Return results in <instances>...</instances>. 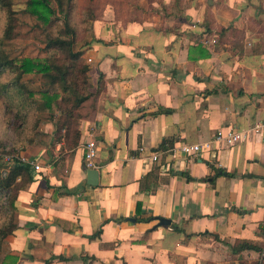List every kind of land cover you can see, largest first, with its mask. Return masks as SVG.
Returning <instances> with one entry per match:
<instances>
[{
  "label": "crops",
  "instance_id": "crops-1",
  "mask_svg": "<svg viewBox=\"0 0 264 264\" xmlns=\"http://www.w3.org/2000/svg\"><path fill=\"white\" fill-rule=\"evenodd\" d=\"M207 2L184 1L175 27V15L147 16L84 52L93 97L78 145L54 141L48 121V143L24 152L40 168L5 239L16 264H264V134L213 141L264 121V0ZM184 144L201 149L184 156Z\"/></svg>",
  "mask_w": 264,
  "mask_h": 264
},
{
  "label": "rangeland",
  "instance_id": "rangeland-1",
  "mask_svg": "<svg viewBox=\"0 0 264 264\" xmlns=\"http://www.w3.org/2000/svg\"><path fill=\"white\" fill-rule=\"evenodd\" d=\"M28 0H12L15 17L14 37L9 41L2 40L6 27V15L0 9V54L8 59L38 58L53 59L57 57L56 50L46 51L49 37L63 36L74 41V50L84 52L96 44H110L117 40V29L128 23H140L147 16L160 17V20H170L174 15L173 27L179 22V12L187 6L189 0H154L156 10L149 11V0H49L55 14L49 24H43L27 12ZM208 0H203L208 10ZM59 2H62L61 13ZM68 13V27L64 24V17ZM157 12V13H156ZM161 12V14H160ZM159 13V14H158ZM71 31L70 34L67 31ZM219 34V33H217ZM108 35L109 42L101 40ZM217 44L224 41L219 34L215 37ZM84 63L91 66L83 56ZM16 75L9 69L0 74V91L4 85L11 84ZM89 80V78H88ZM22 83L35 93L46 91L48 86L40 75L28 74L21 78ZM13 88L7 94H0V153L17 154L18 150L26 152L33 147L44 146L48 143L47 122L51 116L45 112L31 111L26 121L16 117L20 111V97ZM37 97V96H36ZM18 107V108H17ZM91 110V102L81 108V114L87 115ZM54 138V137H53ZM55 141V138L53 139ZM27 153V152H26ZM7 168L0 160V170ZM18 185V184H17ZM23 186V181L20 184ZM19 193L14 188L9 194L0 192V232L16 229ZM12 201H14L12 205ZM14 229V230H15ZM14 232V231H13ZM13 232L0 239V264H16L17 257L8 253L5 239Z\"/></svg>",
  "mask_w": 264,
  "mask_h": 264
},
{
  "label": "trees",
  "instance_id": "trees-1",
  "mask_svg": "<svg viewBox=\"0 0 264 264\" xmlns=\"http://www.w3.org/2000/svg\"><path fill=\"white\" fill-rule=\"evenodd\" d=\"M0 9L5 13L7 20L2 40L9 41L13 39L15 29L12 0H0ZM63 10L62 2H59V11L62 13ZM27 12L43 24H49L51 17L55 14L49 0H28ZM64 24L68 27L67 12ZM70 32L67 31L68 34ZM49 50H56L57 57L53 59H8L5 55L0 54V74L9 69L16 75L11 84L8 83L1 87L0 94L4 92L7 94L9 88H13L17 92L16 95L20 97V111L16 113V117L22 121H26L31 111L50 114L51 122L55 127V140L64 142L65 148L71 150L79 143V125L81 120L87 117V115L81 114V108L93 97L89 91V68L83 61L82 51L74 50L72 39L63 36L49 37L46 51ZM28 74L40 75V78L48 86L47 90L35 93L27 89L21 78ZM34 180L35 169L28 164L7 167L0 170V192L9 194L15 188L19 193ZM22 181L23 186L20 185ZM13 203L14 201H12V205ZM14 229L12 227L9 231L0 232V239L12 233ZM245 247L260 251L255 247L247 245Z\"/></svg>",
  "mask_w": 264,
  "mask_h": 264
},
{
  "label": "built area",
  "instance_id": "built-area-1",
  "mask_svg": "<svg viewBox=\"0 0 264 264\" xmlns=\"http://www.w3.org/2000/svg\"><path fill=\"white\" fill-rule=\"evenodd\" d=\"M204 43L205 44H215L216 40L214 38H211V39L205 40ZM87 62H91V59H87ZM250 132H253L255 134H264V121H257L248 131L231 130L223 134L218 133L213 137V141L222 146L230 147L232 145H235L239 142L244 141ZM208 146H209L208 144H205L206 148H208ZM200 149H201V145H198V144H192V145L184 144L180 146L178 150L182 155L188 156L194 153H198ZM140 151H142V149H140ZM17 152L19 153L17 154L0 153V160L7 167H11L16 164H28L31 167H33L35 170H39L40 168L39 165L35 164L32 159L27 157L22 150L20 151L18 150ZM96 156H97L96 142L93 140H90L84 146V167L85 169H89V170L99 169V165L96 162ZM156 159H157V155L153 154L152 160L155 161ZM259 253H260L259 260H264V240H263V247Z\"/></svg>",
  "mask_w": 264,
  "mask_h": 264
},
{
  "label": "water",
  "instance_id": "water-1",
  "mask_svg": "<svg viewBox=\"0 0 264 264\" xmlns=\"http://www.w3.org/2000/svg\"><path fill=\"white\" fill-rule=\"evenodd\" d=\"M97 177H98V172L96 170H87L86 171V178L88 181L89 185L95 186L97 184ZM161 225H166L169 224V221L166 219H160L159 220Z\"/></svg>",
  "mask_w": 264,
  "mask_h": 264
}]
</instances>
